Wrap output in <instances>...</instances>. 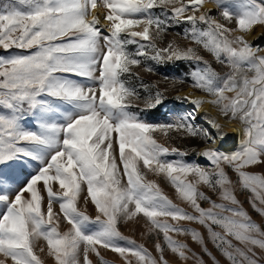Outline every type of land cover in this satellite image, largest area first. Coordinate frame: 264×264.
Listing matches in <instances>:
<instances>
[{
    "label": "snow or ice",
    "instance_id": "snow-or-ice-1",
    "mask_svg": "<svg viewBox=\"0 0 264 264\" xmlns=\"http://www.w3.org/2000/svg\"><path fill=\"white\" fill-rule=\"evenodd\" d=\"M232 2L6 0L0 4V109L8 113H0V264H44L35 250L41 238L47 248L40 247L39 252L46 251L55 264H92L90 254L99 258L98 264H107L100 249L119 254L125 264H132L129 257L136 264H168L159 242L157 260L119 231L121 220L138 214L150 222V231L163 234L167 249L181 261L194 258L204 264L188 244L169 233L190 236L218 264L205 236L182 226L188 222L206 229L208 241L229 264H259L255 249L264 251V229L243 209L228 170L249 193L252 208L264 216V174L246 171L264 167V55H259L264 49L245 38L255 26H264V0H240L236 12L229 10ZM205 3L213 4L219 17L212 9L202 10ZM98 6L107 10L106 29L99 26ZM182 23L190 27L176 35L202 47L228 72L215 71L196 47L185 49L174 41L158 46L168 29ZM131 45L136 46L134 51H129ZM149 60L160 65L202 63L186 75L190 87L208 98L177 95L176 101L190 103L193 111L174 108L166 123L141 119L131 110L142 99L131 82L139 78L135 68ZM143 70L155 71L147 63ZM165 79L177 82L175 77ZM141 87L148 93L141 112L166 105L163 92ZM205 103L229 122L242 125L238 148L226 149L227 133L216 118L205 114L214 133L195 123V113ZM29 120L35 130L26 127ZM157 132L168 139H202L207 147L197 155L208 166L188 162L185 151L158 143ZM28 165L35 173L28 171ZM144 170L162 175L191 212L174 204L155 181L146 180ZM201 185L216 193L220 202L201 191ZM84 186V203L90 198L97 211L94 219L77 206ZM202 202L209 207H202ZM54 204L59 205V214ZM60 215L70 226L68 231H59ZM89 224H96V230L89 231Z\"/></svg>",
    "mask_w": 264,
    "mask_h": 264
},
{
    "label": "rangeland",
    "instance_id": "rangeland-1",
    "mask_svg": "<svg viewBox=\"0 0 264 264\" xmlns=\"http://www.w3.org/2000/svg\"><path fill=\"white\" fill-rule=\"evenodd\" d=\"M5 2L6 0H0V4H3ZM239 2L240 0H233V2L228 5L229 10L232 12H236L238 10L237 5ZM101 8L104 17V15L107 13V10L104 9L102 6ZM153 11L156 13V15H160L159 9H154ZM213 15L219 17V12ZM161 18L163 19V17ZM99 26L104 27L106 29L107 22L105 21L104 26L102 25ZM189 27L190 25L186 23H182L178 27L173 26L172 28L168 29L163 34L162 39L158 41V46L166 47L169 42L174 41L180 47L185 49L188 47H196L198 48L200 55L203 56L204 60H207L212 65L215 71H217L221 75H224L226 72H228L229 69L226 66L217 63L214 57L210 53L206 52L202 47L195 45L189 39H184L182 35H176V33H183L185 29ZM200 27L203 28L205 26L200 25ZM258 27H260L262 34L259 38L260 40L257 42V48L264 49V26H258ZM135 47H136L135 45L129 46V51H134ZM12 51L16 52L19 50L13 49ZM259 55H264V51H261ZM140 59L143 61V58ZM144 63L150 65L155 71L152 73L145 72L143 70ZM196 66L202 67L203 64L200 63L198 65H194L190 61H178L175 63L169 62L163 65L156 64L155 62L150 60L146 62H142L140 67L135 68V71L139 74V78L138 79L133 78L131 82L132 86L135 87L140 92V96L142 99L137 101L136 104L138 106L133 107L131 110L137 112L140 115L141 119H146L148 122L166 123L171 120V116L169 115V113L172 109L179 108L186 104L185 102L182 105H180L179 102L176 101L175 99L177 95L180 96V93L182 91L189 89L191 92L197 93L199 95L208 98L200 90L192 89L190 87L191 81L186 74L189 73L190 70ZM165 77H169V78L175 77L177 78V82L173 83L170 79L166 80ZM181 79L184 80V83L178 82ZM141 84L150 86L149 91L151 93H155L157 90L163 92L166 97V105L161 106L154 111L141 112L140 109L144 108L143 97L148 95V93L145 92L144 89L141 87ZM227 95L231 96L233 95V93H228ZM213 108L217 111L215 107ZM0 113L8 114L6 110H2V109H0ZM222 118L226 120L224 117ZM231 123L240 126V128L242 127V125L238 121ZM26 127L35 130L34 125L30 120L26 123ZM171 135L175 136L174 133H172ZM154 138L157 140L158 143L162 144L165 147H168L169 149H171L172 147H176L180 151H185L187 153V155L184 157L186 161L199 163L200 165L206 167L208 166V161L202 156L200 159L197 160V156H198L197 151L205 148L206 146L205 142L202 139L192 138V137H187L184 139H180L178 137L175 139H168L160 132L154 133ZM239 140L228 149L235 150L236 148H238ZM176 158L178 157L176 156L167 157V159L169 160ZM27 167L29 172L35 173L36 169L32 165H28ZM144 171L146 172V177H145L146 180L155 181L157 184H159L163 192L168 196L169 199L173 201L174 204H176L181 208H184L186 211L191 212V208L178 197V194L176 193L175 189L162 175L157 176L147 170ZM246 171L252 172L254 174H264V167L254 166L250 169H246ZM228 173L230 178L233 180V183L237 185L235 194L237 196V199L240 201L243 209L248 213V215L251 217L253 222L260 225L261 228L264 229V216H261L252 208L249 202V193L242 190L239 187L237 175L231 172L230 169L228 170ZM26 176H27V172L24 174V176H21L20 179L22 182ZM188 179L191 180L192 178L189 177ZM40 186H42V182L40 185H38V187ZM56 187L58 186H54V190ZM200 190L204 191L206 195H209L211 199L216 200V202L218 203L220 202L216 193L211 192L202 185L200 186ZM86 195H87L86 186H84V191L81 193V197L80 200L78 201L77 206L81 211L85 212L87 215H89L94 219L95 216L97 215V211L95 209V206L91 203L90 198L86 204L84 203L83 198ZM46 204H47V194L45 192L44 193L45 210H46ZM53 207H54V212L59 214V205L54 204ZM202 207L207 208L209 207V205L206 202H202ZM59 219L61 220L59 231L61 232L68 231L70 226L67 224L66 221H63L62 215L59 216ZM160 219L163 221L164 218H160ZM168 222L174 223L170 219L168 220ZM181 223L183 227L195 229L196 231L201 232L205 236L207 248L212 253V256L215 257L216 261H218V264H229L227 259L214 247V245L210 241H208L206 229L194 223H188V222H181ZM96 228H97L96 224L88 225L89 231L96 230ZM118 228L123 236L131 240H134L137 245H143L151 253V255L155 257L157 260H159L160 253L157 252L155 245L156 243L159 242L165 249L164 258L167 260L168 264H197L194 258H190L187 261H181L175 254H173L169 249H167V246L164 244L163 241V234L158 233V230L155 229H152L150 231L151 224L149 221H147L145 217H143L142 214H138L137 217L133 218L132 220H128V221L121 220L118 224ZM217 231H219V229H217ZM169 235L172 236V238L175 240L188 244V247L191 249L193 253H196L203 258L204 264H213L212 259L203 253L201 247L195 242H193L190 236L177 235L175 233H169ZM119 243L123 246H127L126 241H119ZM233 243H237V242L233 241ZM37 245L38 246L35 250L37 254L40 255L41 258L43 259L44 264H55L54 257H49L46 254V251L44 253L39 252L40 247H44L45 249L47 248V242L41 238L40 240L37 241ZM100 252L104 260L107 261V264H125L124 259L120 257L119 254L117 253H113L110 250H105V249H100ZM255 252H256V258L259 259V264H264V251L260 250L259 248H256ZM89 258L92 261V264H98L99 258L96 257L95 254H90ZM129 258L132 260V264H136L134 257H129ZM0 259H2V257H0ZM7 264H11V262L8 261Z\"/></svg>",
    "mask_w": 264,
    "mask_h": 264
},
{
    "label": "bare ground",
    "instance_id": "bare-ground-1",
    "mask_svg": "<svg viewBox=\"0 0 264 264\" xmlns=\"http://www.w3.org/2000/svg\"><path fill=\"white\" fill-rule=\"evenodd\" d=\"M208 9H212L213 14H216L218 11L216 10L215 6L211 3H205L203 6L202 10H208ZM97 15L101 20V25L104 26L105 25V21L103 19V12H102V8L101 6H98L97 10ZM262 34V31L260 29V27L255 26L251 32L249 34H247L245 36V38L253 44V46L257 47V42L260 40V36ZM180 96H191V98H200L203 97L205 99H207L206 97L199 95L197 93L191 92L189 89L184 90L180 93ZM183 109L188 110V111H193V106L190 103H186L185 105L182 106ZM197 116V119L195 121V123L198 126H201L203 128H209V125L206 123V118H205V114H207L210 117L216 118L218 123L222 126V129L225 133H227V142H226V149L230 148L232 145H234L240 138V126L233 124L231 122H229L228 120H224L222 118V116H220L218 114V112L212 107L210 106V104L205 103L202 105V107L199 109V111L197 113H195ZM209 131H212L214 133V129H210ZM207 147V145L205 146ZM201 156H197V160L200 159Z\"/></svg>",
    "mask_w": 264,
    "mask_h": 264
}]
</instances>
